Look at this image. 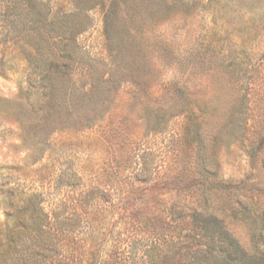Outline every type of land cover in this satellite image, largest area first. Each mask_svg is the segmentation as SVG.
<instances>
[{
	"label": "rangeland",
	"instance_id": "obj_1",
	"mask_svg": "<svg viewBox=\"0 0 264 264\" xmlns=\"http://www.w3.org/2000/svg\"><path fill=\"white\" fill-rule=\"evenodd\" d=\"M47 1L55 17L72 11L71 0ZM136 1L138 9L116 15L112 43L102 3L73 15L72 25L88 24L74 38L83 53L80 63L93 60L137 86H118L102 126L56 132L53 169L63 165L87 181L97 175L119 186L116 176L127 168L154 176L140 188L179 189L185 196L200 188L205 160L230 183L244 179V192L256 194L264 208V0H174L170 6L153 0L149 9ZM23 35L9 24L0 34V189L6 181L7 188L23 182L11 168L30 164L36 153L29 140L27 147L22 141L30 111L24 100L26 64L19 57ZM72 73L75 79L89 75L82 66ZM242 109L248 114L241 122ZM47 162L45 157L34 167ZM235 189L214 203L227 228L251 250L249 225L223 207L242 197ZM3 201L0 224L7 221Z\"/></svg>",
	"mask_w": 264,
	"mask_h": 264
},
{
	"label": "trees",
	"instance_id": "obj_2",
	"mask_svg": "<svg viewBox=\"0 0 264 264\" xmlns=\"http://www.w3.org/2000/svg\"><path fill=\"white\" fill-rule=\"evenodd\" d=\"M141 1L145 9L153 6V0ZM165 1L168 6L174 2ZM70 3L72 11L55 17L47 0H0V34L6 24L24 32L19 57L26 64L24 100L30 111L22 141L27 147L29 140L36 152L30 164L11 168L21 173L23 182L7 188L6 181L0 189L7 217L0 224V264H264V208L255 201L257 195L244 192V179L230 183L205 160V170L198 174L200 188L185 196L179 189L140 188L137 184L154 176L127 168L116 176L119 186L97 175L87 181L63 165L53 169L56 132L102 126L118 86L126 81L137 86L135 79L121 78L93 60L80 63L83 53L74 38L88 24H71L73 15L102 3L105 33L112 43L116 15L121 9L127 14L138 9L137 1ZM78 66L89 75L75 79L72 72ZM239 113L245 121L247 110ZM257 148L251 156L258 154ZM45 157L47 163L34 167ZM234 187L242 197L234 205L225 201L223 207L249 225L251 250L227 228L214 203Z\"/></svg>",
	"mask_w": 264,
	"mask_h": 264
}]
</instances>
